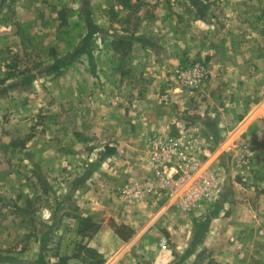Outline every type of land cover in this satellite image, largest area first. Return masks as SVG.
Segmentation results:
<instances>
[{"label":"rangeland","instance_id":"obj_1","mask_svg":"<svg viewBox=\"0 0 264 264\" xmlns=\"http://www.w3.org/2000/svg\"><path fill=\"white\" fill-rule=\"evenodd\" d=\"M88 33V53L42 70ZM196 63L202 80L178 82ZM14 82L0 93V264H264V185L251 187L264 172L241 134L264 107V0H0V91ZM155 140L197 168L180 199L209 198L178 203L154 178ZM242 195L260 218L239 244L204 243L209 216ZM151 203L174 204L181 229L133 242V208Z\"/></svg>","mask_w":264,"mask_h":264},{"label":"crops","instance_id":"obj_2","mask_svg":"<svg viewBox=\"0 0 264 264\" xmlns=\"http://www.w3.org/2000/svg\"><path fill=\"white\" fill-rule=\"evenodd\" d=\"M143 38L144 36H140V38ZM144 39V38H143ZM139 40V38H138ZM71 64V63H70ZM132 85H130V90L133 89ZM263 109L254 108L251 109L252 116H250L246 122L243 125V129L241 131V134L243 133H250L248 135L249 142L246 144L245 148L250 150L249 155L251 154L252 157H256L253 159V162L255 161L254 167L256 168V172L253 170V172L256 173V175L261 178V173L264 172V107ZM256 125V126H255ZM160 129V128H159ZM243 132V133H242ZM257 157H259L258 160ZM252 185L251 187H258V185L263 186L264 180H253L251 181ZM251 185V184H250ZM250 185L248 187H250ZM245 187V188H248ZM260 192V191H258ZM261 193V192H260ZM260 198L264 199V195L259 194ZM260 198L257 196V200H260ZM253 198L251 196L247 197L245 195H242L240 197H232L226 202H224L222 207V210H220L217 215L214 217L209 216V222L207 229L203 235V241L204 243H211L212 239L215 236H219V238H223L224 235L227 236H234L236 234V239L240 238V235L243 233V230L247 229V221L251 220H257L260 218V210L256 208V204L253 202ZM149 209L144 210V208H133V215H135L137 218L135 220V225L131 224V227H133V242H136L139 240L140 237H142L146 232H157L158 230H162L163 227L168 228L172 232H177L181 229L180 224H178L177 217L179 216L178 209L175 207V205L170 204L168 209H162V210H156V205L154 203H151ZM207 207H209L208 203H205ZM227 204V206H225ZM143 205V204H142ZM244 210H241L240 208H243ZM175 210V211H174ZM177 210V211H176ZM192 212H188L186 214L191 215ZM264 213V212H263ZM184 216L185 214H180ZM194 217V216H192ZM233 220L241 221L234 222ZM175 221V222H174ZM237 223V224H236ZM239 223V224H238ZM160 225V229L157 226ZM234 229L232 230V234H230V229L233 228L232 225H234ZM255 226V224L250 223V227ZM188 225H186V232L189 233ZM244 227V228H243ZM256 227V226H255ZM229 229V231L227 230ZM243 229V230H242ZM226 230V231H225ZM256 230V228L254 229ZM161 232V231H160ZM236 232V233H235ZM253 234H257V231H252L250 229L249 236H250V245L252 246L254 242V238L252 237ZM235 244H239L240 239L236 240ZM228 244V243H227ZM231 244V243H230ZM244 244V241H243Z\"/></svg>","mask_w":264,"mask_h":264},{"label":"built area","instance_id":"obj_3","mask_svg":"<svg viewBox=\"0 0 264 264\" xmlns=\"http://www.w3.org/2000/svg\"><path fill=\"white\" fill-rule=\"evenodd\" d=\"M194 67L190 69L186 67V69H181L180 71H178V82H180L181 84L184 82H189L188 85H194L201 81L204 74V67L199 63H196ZM168 143L169 142H162L160 140H155L154 142H152L153 147L150 152V164L152 167L154 178L156 180H161L165 184L164 186L170 188V191L175 194L174 197L175 199H177L178 203H192L195 198L200 199V197L204 198L205 196L209 198L212 193L210 186H203L202 191H198L196 194L191 193L184 196L181 195V199L178 193H175L178 188H182L183 186L189 187V179L191 177V174H193L197 168L190 162L187 163V158L185 157V155L183 156V152L180 150L181 145L179 142H170L171 144ZM174 158H178L180 160L179 163H177L176 171L178 177L176 179H172V177H170V175H168L167 173L168 169H172L174 166ZM150 188L151 185L148 186L146 191H149Z\"/></svg>","mask_w":264,"mask_h":264},{"label":"trees","instance_id":"obj_4","mask_svg":"<svg viewBox=\"0 0 264 264\" xmlns=\"http://www.w3.org/2000/svg\"><path fill=\"white\" fill-rule=\"evenodd\" d=\"M89 19L86 18V23L87 26L91 27L90 22H88ZM90 36V33H88L85 37H83L80 42L75 46V48L70 52L62 56L61 58H58L57 60L54 61L53 64L45 67L42 69L43 71H47L50 73L57 72L61 67L67 66L70 63H72L81 53H88V48H87V41ZM31 79V76L27 77L26 82ZM18 86V83H12L8 86H5L4 88L1 89L0 93L5 92L8 88H12ZM114 152L113 148L110 146H105V153L103 156L110 155ZM101 160V159H100ZM98 163L94 164L93 166L97 165ZM82 179L76 180V184H81Z\"/></svg>","mask_w":264,"mask_h":264}]
</instances>
